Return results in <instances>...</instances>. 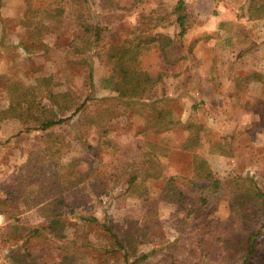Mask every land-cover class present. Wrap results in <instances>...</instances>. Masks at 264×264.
Masks as SVG:
<instances>
[{
    "label": "rangeland",
    "instance_id": "1",
    "mask_svg": "<svg viewBox=\"0 0 264 264\" xmlns=\"http://www.w3.org/2000/svg\"><path fill=\"white\" fill-rule=\"evenodd\" d=\"M125 1L31 0L32 9L39 10L38 17L56 8L63 10L56 20H47V30L31 43L30 29L21 24L28 1L0 0V110H7L10 104L8 84L36 85L37 79L47 77L52 78L54 93H70L77 105L87 101L78 114L43 133H23L33 124L16 118L0 123V202L5 196L2 193L22 179L28 161L39 167L35 169L37 185L48 179L39 173L40 168L48 170L49 175L56 171L62 180L69 170L81 173L91 165L93 172L86 182L69 190L59 186L72 209L64 214L63 243L72 256L65 264H124L125 250L120 240L112 238L100 224L105 216L118 236L129 221L143 228L148 241L137 243L138 252L165 247L168 254L162 249L146 264H240L250 237L257 243L250 264H264L263 203L252 207L247 215L251 220L239 218L233 212L229 188L233 179L241 177L254 179L264 191V146L259 144V136L264 134V94L260 96L257 90L254 97L253 90L249 96L223 95V76L251 71L264 74V63L200 64L183 54L178 62L166 64L158 49H150L138 58V68L152 77L161 74L162 80L143 99H118L111 89L113 62L126 40L147 36L149 33L141 31L151 28L145 18L126 15L134 5L128 8L129 2ZM80 17L97 19L103 30L94 52L77 57L71 53L70 45L75 40L79 43L76 37L83 34ZM257 18L250 26L241 27H254L252 22ZM262 20L264 27V15ZM41 103L46 108L51 106L47 98ZM161 106L169 107L182 125L204 126L192 152L181 148L188 135L183 128L174 127L156 137L141 135L144 128L153 125L152 112ZM100 115L105 116L111 146L98 147L97 125L86 122L90 117L103 122ZM44 134L59 135L64 142L45 146L41 141ZM147 139L158 142V146L167 142L169 147L166 156L160 157L161 176L146 183L151 201L156 202V215L150 218L142 199L124 194L125 176L130 169L125 163L136 161V167L140 166V146ZM218 142L223 143L222 148ZM85 144L95 146L96 151L88 152ZM228 147L230 155L224 156L221 151ZM194 154L207 161L220 181V190L207 210L195 203L197 194L190 191ZM170 176H175L176 184L185 193L187 200L182 205L159 200ZM197 185L206 183L197 181ZM99 189H104L101 195L95 193ZM22 234L25 238H18L8 225L0 231V264H19L14 261L17 255L26 257L22 264H61L58 243L41 244L26 237V232Z\"/></svg>",
    "mask_w": 264,
    "mask_h": 264
},
{
    "label": "trees",
    "instance_id": "2",
    "mask_svg": "<svg viewBox=\"0 0 264 264\" xmlns=\"http://www.w3.org/2000/svg\"><path fill=\"white\" fill-rule=\"evenodd\" d=\"M27 12L23 16L22 25L30 29L28 39L31 43L37 42L41 38L43 31L47 30L48 22L56 20L63 14L62 8L53 9L50 13L43 12L42 16L38 17V9H32L31 0H27ZM113 2L114 0H109ZM175 14H177L176 22L180 27L178 38H182L190 24L189 18L183 13V3L179 1L175 8ZM46 20V21H45ZM79 24L83 28V34L78 35L76 38L79 43L75 41L71 43V53L77 57L83 56L94 52L96 49L100 36L102 33V27L97 19L88 20L87 17H80ZM89 22V23H88ZM124 46L120 51L119 57L113 62L112 76L114 81L111 89L117 93L118 99L140 100L149 93L152 88L162 80V75L150 76L146 71L138 68V58L149 51L150 49H158L160 55L165 60L166 64H172L170 61V55L173 51V46L168 42L167 37L156 35H147L140 38H133L126 40ZM92 72L88 73V82L91 81ZM236 93L234 97H238L237 92L241 90L243 86L251 81H259L264 84V76L261 73L252 72L241 78L235 80ZM52 78H40L36 80V85H27L22 82L11 83L7 85V92L9 96V107L7 110H0V123L12 118L22 120L24 123L33 124L22 130L23 133L30 132H45L46 130L64 123L74 115L78 114L85 106L84 101L81 105H77L75 99L68 92L54 93L51 89ZM44 98H47L51 102L50 107L42 106L41 102ZM90 97H88L89 99ZM68 115V117H66ZM153 125L144 128L141 135L144 137L151 136L156 137L162 132L172 129L174 127L183 128L187 131L188 135L184 142L181 144L183 151L192 152L200 142L201 131L204 130L202 124H190L182 125L176 121L173 117L172 110L169 107H159L152 112ZM105 116H108L107 114ZM105 116L100 115L99 118L102 121H97L93 117L86 120L88 123L97 125L99 132V145L111 146L110 140L107 138L109 130L105 128ZM111 117V115H109ZM41 141L45 146L49 144L55 145L57 143H63L64 138H59V135L44 134L41 136ZM158 146L157 143H153L152 140L147 139L140 146L141 155L139 157L140 166L136 167V161H129L125 164L130 169L126 172L124 194L142 199L146 205V215L150 218L156 215V202L151 201L146 183L150 179H158L162 174L163 166L160 164V157L166 156L169 152L167 142ZM219 144V142L217 143ZM104 146V147H105ZM218 146H223L220 143ZM88 152L94 153L97 148L90 144H85ZM231 149L221 151L226 156L230 155ZM147 158V159H146ZM43 164V163H42ZM77 162H75L76 166ZM193 181L190 188L192 193L197 194V198L194 199L195 203L203 210H207L212 203V197L220 190V181L216 175L210 169L207 161L202 157L193 155ZM34 163L28 161L27 169L19 180L17 185H12L9 190L5 191L4 201L2 208H0V214L9 213L8 217L12 218L16 223L19 222L20 213L17 207V201L20 200L24 207L36 208L37 214L43 219V223H38L34 226H20L19 232H26V237L35 238L41 244L58 243V250H62L61 264H65L66 261L71 259L67 245H64L65 239V226L64 221L65 211H71L72 209L66 203L63 196L60 194V184L65 186L66 190L72 189L86 182L89 176L92 174L91 165L87 170L79 173L77 170H69L62 180H60L58 173L52 171L48 174V170L41 169L39 173L47 176V182L45 184L37 185L35 176L38 174V169ZM197 181H204L206 185L199 186ZM102 185H104V179H101ZM105 188V187H104ZM230 200L232 209L235 216L242 219H249L247 215H250L252 207H256L261 202L264 208V191L252 178L242 179L241 177L235 178L230 183ZM60 190V191H59ZM104 189L95 191L96 194L101 195ZM160 201H166L174 204H181L186 201L185 193L176 184L175 176H170L161 191ZM11 205L12 210L8 211L4 206ZM182 205V204H181ZM254 205V206H253ZM7 207V206H6ZM24 208V209H26ZM105 221L101 222L102 228L116 240H120L122 247H124V253L122 255L124 264H146L148 259L153 257L158 251H163L168 254L164 248H153L145 252H138L136 246L140 243L148 241L146 232L143 228L137 227L135 221H129L125 231L118 236L109 223ZM251 220V219H249ZM97 221V220H94ZM264 227V221L261 225ZM141 231V232H140ZM20 236V235H19ZM254 237H250L244 247L245 255L243 261L240 264H250L253 255L256 250V241ZM138 243V244H137ZM60 244L64 245L61 247ZM74 243H72L73 245ZM75 245V244H74ZM73 245V246H74ZM64 254V255H63ZM24 256H18L14 258L16 263L22 264L25 261Z\"/></svg>",
    "mask_w": 264,
    "mask_h": 264
},
{
    "label": "crops",
    "instance_id": "3",
    "mask_svg": "<svg viewBox=\"0 0 264 264\" xmlns=\"http://www.w3.org/2000/svg\"><path fill=\"white\" fill-rule=\"evenodd\" d=\"M179 1L183 3V13L188 16L189 20L190 17L193 19L192 22L188 21L191 25L182 38H178L180 27L176 22L177 14L174 12ZM125 2H129L128 8L132 4L134 5L130 7L132 9L126 15H132L133 18L136 16L145 18L146 23L151 27L141 31L142 34H158L167 37L168 42L173 46L169 57L172 64L182 59L183 54H186L190 61L200 64L248 65L264 63V27H262L264 13L261 12L264 0H224V2L222 0L217 3L212 0H126ZM253 6L254 8H252ZM255 16L259 19L253 20L254 27H241L250 26ZM161 59L163 63H166L162 56ZM252 72L261 73L264 76L261 71ZM245 75L247 74L235 77L232 74L223 76V95H235L234 80ZM253 90H255L254 97L257 90L260 91L258 94L262 96L264 84L259 81H251L243 86L237 95L238 97L240 95L249 96ZM244 108L247 109L246 107L241 109ZM259 137L261 139L259 144L263 147L264 134ZM2 195L4 196L5 193L3 192ZM3 201L0 202V208L3 206ZM16 201L20 211L19 222L16 223L12 218H9V213L0 214V231L8 225L15 236L25 238L22 232L18 231L20 226H34L44 221L37 214L36 208H26L20 200ZM6 206H4L6 210H12L11 205Z\"/></svg>",
    "mask_w": 264,
    "mask_h": 264
},
{
    "label": "built area",
    "instance_id": "4",
    "mask_svg": "<svg viewBox=\"0 0 264 264\" xmlns=\"http://www.w3.org/2000/svg\"><path fill=\"white\" fill-rule=\"evenodd\" d=\"M212 1H214V2H216V3H217V2H220L221 0H212Z\"/></svg>",
    "mask_w": 264,
    "mask_h": 264
}]
</instances>
